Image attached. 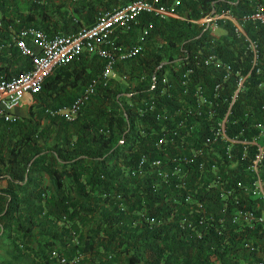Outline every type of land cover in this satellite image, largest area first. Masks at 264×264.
Returning <instances> with one entry per match:
<instances>
[{"label":"trees","instance_id":"1","mask_svg":"<svg viewBox=\"0 0 264 264\" xmlns=\"http://www.w3.org/2000/svg\"><path fill=\"white\" fill-rule=\"evenodd\" d=\"M126 1L0 0V76L31 67L29 57L10 42L11 33L19 27L35 25L49 35L77 30L91 24L100 8ZM251 3L178 0V14L193 20L161 19L142 12L131 29L114 34L119 47L140 42L141 49L116 63V70L126 64V71L119 72L108 85L98 86L73 119L50 115L45 108L64 106L75 98L67 94L68 88L78 83L85 86L102 67L96 54L89 66L80 67V59L65 75L60 70H67L70 64L56 68L35 95L28 120L0 118V178L7 179L0 187V240H9L0 264H21L27 255L31 260L26 264L45 263L54 247L68 257L77 251L83 253L76 264H235L228 254L236 257L235 246L244 238L251 237L264 247V227L260 224L255 229L229 226L218 230V214L209 219L199 237L150 224L146 214L161 215L168 210L169 189L160 186L154 190L151 181L126 174L141 151L153 154L151 141L157 129L167 123L159 112L180 107L196 84L207 86L209 91L219 77L218 68L203 64L205 55L215 52L234 67L247 70L248 52L231 19H220L227 29L225 34H217L205 22L195 20L211 11L225 10L239 19L252 9ZM143 27L147 31L141 36ZM244 28L259 41L262 70L260 74L252 71L247 78L230 117L238 118V126L249 125L246 129L256 131L254 123L264 124V85H258L264 80V25L250 21ZM188 67L192 71L189 85L184 87L182 74ZM52 94L66 101L47 100ZM42 117L57 127L52 144L46 143L51 130L41 125ZM249 130L242 137H249ZM259 142L264 144V139ZM258 166L264 182V151ZM43 174L49 177V185L42 182ZM114 193L124 195V210L116 209ZM242 202L259 206L258 211L264 208L261 196Z\"/></svg>","mask_w":264,"mask_h":264},{"label":"built area","instance_id":"2","mask_svg":"<svg viewBox=\"0 0 264 264\" xmlns=\"http://www.w3.org/2000/svg\"><path fill=\"white\" fill-rule=\"evenodd\" d=\"M251 1L252 9L239 19L225 10L220 13L211 11L195 20L205 22L206 27L217 34H225L227 29L220 19H231L234 32L248 52L247 70L234 67L215 52L205 55L203 64L218 68L220 73L215 83L209 91L207 86L202 88L199 84L191 89L188 87L190 91L185 94L180 107L160 111L158 115L167 123L157 129L151 141L153 154L141 151L126 170L127 176L151 181L154 190L160 186L169 189L168 210L161 215H145L154 226L179 229L189 234L193 232L199 237L209 219L218 214L219 226L215 225L218 230L229 226L255 229L259 224L264 227V208L258 211L259 206H247L242 202L243 199L264 198V182L258 166L264 151V144L259 142L261 137L264 139V124L254 123L256 131H250L246 129L249 125L238 126V118L230 117L247 78L252 71L260 74L262 70L259 41L250 36L244 25L250 21L264 25V0ZM177 4L178 0L171 3L168 0H127L123 4L100 8L91 24L50 35L35 25L19 27L11 33L10 42L22 55L29 57L31 67L11 76H0V118L5 121L18 119L15 108L25 95H30L34 102L45 79L56 68L79 61L84 52L96 54L103 62L102 67L81 92L67 105L45 108L50 115L73 119L82 105L96 93L98 86H106L117 77L116 63L134 56L141 49L140 42L119 47L114 41L116 31L131 29L138 23L142 12L153 13L161 19H189L178 14ZM146 31L143 27L140 34ZM191 71L192 67H188L182 74L184 87L189 85ZM258 85L263 86L264 80ZM222 103H226L223 108ZM149 108H153V102ZM104 128L100 127V130ZM246 130L250 131V136L242 137ZM113 196L116 209L124 210V195L114 193ZM235 247L236 257L228 254V259L236 260L235 264H264V247L251 237L244 238ZM83 255L77 251L68 257L63 250L54 247L45 263L34 264H76Z\"/></svg>","mask_w":264,"mask_h":264},{"label":"crops","instance_id":"3","mask_svg":"<svg viewBox=\"0 0 264 264\" xmlns=\"http://www.w3.org/2000/svg\"><path fill=\"white\" fill-rule=\"evenodd\" d=\"M59 1H61V0H55L56 3L59 2ZM64 1L66 2L67 0H64ZM91 56L92 55L89 54L88 52H84L83 55H82V57H81L82 62L80 63L81 64L80 67H82L83 65L89 66ZM76 65H77L76 62H72L70 64V66L67 68V70L61 69L60 70L61 71V75L67 74L68 73V70L69 69L70 70L71 69H74V67H76ZM14 67H15V64H13L11 66V68H13V69H14ZM83 87H84V84H81L80 85L78 83L74 87H71L72 89L70 88V90L72 91V94L73 95H77L79 93V91L83 89ZM47 98H48L47 100H49V99L50 100H55L57 97L55 96V94H52V95H47ZM70 99H72V97ZM56 100H57V102H60L62 100H65L66 101V99H64V98L62 100H60V98H58ZM34 102L31 101L30 95H25L24 96L22 103L20 105H18L15 108V110H14V112L18 115V119L19 118L20 119H23L22 117L23 116H26V118H27L26 120H28V116H30L29 108L32 105V103H34ZM41 125H43V126H45V127H47L48 129L51 130L50 135L48 136V138L46 140V143L47 144H52L54 142V139H55L54 135H55V132H56V129H57L56 125L55 124L49 125V120H48L47 117H42L41 118ZM40 142H42V141H40ZM6 182H7V179L6 178H0V187H4L6 185ZM42 182L44 184H47V185L50 184V179H49V177L46 174H43V176H42ZM8 246H9V240H7V239H1L0 240V259L3 256V254L5 253V248L8 247ZM29 260H31V257L30 256H28V255L27 256H24L23 259H22V261H21V264H26V262H28Z\"/></svg>","mask_w":264,"mask_h":264},{"label":"rangeland","instance_id":"4","mask_svg":"<svg viewBox=\"0 0 264 264\" xmlns=\"http://www.w3.org/2000/svg\"><path fill=\"white\" fill-rule=\"evenodd\" d=\"M140 35H141V34H140ZM141 36H143V35H141ZM120 63H121V62H120ZM126 67H127L126 64H120V67L118 68L119 70L117 69V74H119V72H121V74L124 73V71H126ZM123 68H124V69H123ZM125 77H126L125 75H122V76H121V78H123V79H124ZM123 79H122V80H123ZM70 88H71V87H70ZM70 88H68V90H67V94H72V91L70 90ZM71 89H72V88H71ZM56 107H59V106H56ZM52 108H55V107H52ZM36 114H37V116H40V110H37V111H36ZM16 115H17V114H16ZM22 118H23L22 120H24V121H26V119H27L26 116H23ZM41 139H42V138H41ZM41 139H40V140H41Z\"/></svg>","mask_w":264,"mask_h":264}]
</instances>
